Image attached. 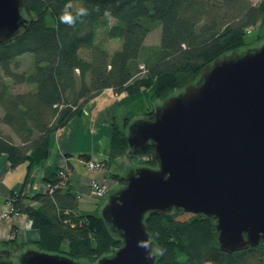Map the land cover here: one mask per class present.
<instances>
[{"label": "trees", "instance_id": "trees-1", "mask_svg": "<svg viewBox=\"0 0 264 264\" xmlns=\"http://www.w3.org/2000/svg\"><path fill=\"white\" fill-rule=\"evenodd\" d=\"M23 1L27 28L0 43V107L4 110L0 124L9 126L19 141L0 130V156L6 154L12 168L24 164L27 171L48 158L53 134L104 89L135 95L152 87L150 99L163 100L194 81L215 58L263 39L256 33L252 42H246V35L264 24V0H79L89 15L72 27L60 23L59 15L65 4L76 0ZM157 26L161 28L159 44L148 47L146 37ZM102 27L108 39L122 42L112 53L97 42ZM81 50L88 52V58L80 55ZM24 54L32 56L33 69L18 72L16 61ZM141 64L145 66L142 73ZM8 82L34 89L14 93ZM153 111L154 107L145 118L152 119ZM128 121H123V128L111 122L108 156L100 161L103 167L129 149L147 156L148 166L156 167L150 144L129 148ZM110 176L121 185L126 183L118 173ZM59 181L56 172L47 179L51 184ZM65 184L64 194L57 188L29 199L21 191L12 192L9 198L15 211L27 214L39 231L38 249L94 263L122 241L100 214L80 212L76 194L68 181ZM36 201L43 203L34 206ZM144 222L155 236L156 247L165 249L155 264H264L263 239L256 247L220 251L213 217L149 213ZM0 264L12 261L0 259Z\"/></svg>", "mask_w": 264, "mask_h": 264}, {"label": "water", "instance_id": "water-1", "mask_svg": "<svg viewBox=\"0 0 264 264\" xmlns=\"http://www.w3.org/2000/svg\"><path fill=\"white\" fill-rule=\"evenodd\" d=\"M23 0H0V43L27 28ZM133 150L150 144L156 167H130L100 216L122 241L94 264H155L137 241L150 234L147 214L188 212L216 220L219 250L264 240V42L222 54L198 77L156 105L153 118L126 128ZM155 244V241H154ZM19 264H78L29 248Z\"/></svg>", "mask_w": 264, "mask_h": 264}, {"label": "crops", "instance_id": "crops-1", "mask_svg": "<svg viewBox=\"0 0 264 264\" xmlns=\"http://www.w3.org/2000/svg\"><path fill=\"white\" fill-rule=\"evenodd\" d=\"M251 2L256 3L254 0ZM151 90L152 87L142 88L139 93L129 95L126 92L115 93L111 88L104 89L83 106L79 115L53 134L48 158L32 166L29 171L24 164L12 168L7 155H1L0 209L5 207V202L12 192L21 191L25 199H29L35 193L45 194L48 191L47 179L50 175L59 169L67 168L66 181L71 191L76 194L78 210L82 212L87 207H91L88 213H94V206L99 207L100 204L102 206L103 199L94 197L90 181L92 179L107 181L110 189L115 190L122 185L110 176L118 173L111 171L112 162L107 166L104 165L100 170L91 171L90 174L80 172L79 164L85 166L87 160L102 161L107 158L111 122H116L117 118L122 121L128 119V123L134 119L145 118V113L153 106L149 97ZM83 154L87 157H82ZM124 157L122 155L114 161ZM66 187V184L58 187L60 193L64 194ZM42 203L43 201H36L33 205L39 206ZM11 239L14 242L8 243ZM38 239L39 231L32 227L27 214L18 213L9 218L0 217V256L7 255L10 247L14 248L17 255L29 248L38 249L36 244Z\"/></svg>", "mask_w": 264, "mask_h": 264}, {"label": "rangeland", "instance_id": "rangeland-1", "mask_svg": "<svg viewBox=\"0 0 264 264\" xmlns=\"http://www.w3.org/2000/svg\"><path fill=\"white\" fill-rule=\"evenodd\" d=\"M254 1H256V3L259 2V0H254ZM71 4L73 7H72V9H70V11H73V12L75 11V9L77 7L83 6V3L79 0L73 1ZM24 16L27 18V15L25 13H24ZM109 22H111V20H109ZM103 28L104 27L99 28L100 32L97 35V42L99 43V45L102 48L106 49L109 53H112L114 50L118 49L121 46L122 42L119 39H108L106 37V35L103 34L104 33L103 31L105 29V28L104 29ZM256 33L262 34L263 39L261 41H259L257 44L256 43H253L251 45L249 44L248 46H244V47L239 48V50H244V49L251 48L254 46H259L264 42V24L261 27H256L255 29H253L252 32H250V34L246 35V42H249V41L252 42V39L256 35ZM160 35H161V28H160V26H157L155 29H153L148 34V36L146 37V40H145V44L148 47L152 46V45H158L159 41H160ZM80 55L83 56L84 58H88V52L87 51L81 50ZM16 62H17L16 71H18V72L31 71L33 69V59H32V56L29 54H24V55L19 56L17 58ZM8 83H9L10 89L14 93L26 92L28 90L34 89L32 85H28V84H12L11 82H8ZM181 89L174 91L171 95L177 93ZM163 100L151 99V102H152L151 105H153L152 108L155 107L156 105L162 103ZM3 114H4V110L0 107V117H2ZM116 122L118 123L119 126L123 125L122 119L117 118ZM126 128H127V126L125 127V131H126ZM0 130L3 134L10 136L15 142L19 141L17 136L14 134L13 130L9 126H7L5 124H0ZM124 156L125 157L122 158L121 160H117V161L112 162V164L110 165L111 171L118 172V174H121L122 176H124L130 167L148 166V164H147L148 157L147 156H140L138 154H134L133 152H131L130 149L127 151V153H125ZM79 171L85 172L86 174L91 173V171L88 170L87 166L86 165L84 166L82 164H79ZM109 190L110 191H108L106 196L103 198L102 204H104L106 202L107 196L110 193H112L115 189H113V188L110 189V186H109ZM90 208L91 207H87V209H85L82 212H85V213L90 212L89 211V210H91ZM100 210H101V206L100 207L94 206V213L100 214ZM190 214L191 213H188V212H180L179 218H187V217H189ZM4 253L7 254V252H4ZM18 256L19 255H17L16 252H14V248L10 247L8 250V254L7 255H1L0 259L1 260L9 259L12 261V264H19ZM78 262H79V264H94L96 261L93 263V262H89L88 260H85V259H80V260H78Z\"/></svg>", "mask_w": 264, "mask_h": 264}, {"label": "built area", "instance_id": "built-area-1", "mask_svg": "<svg viewBox=\"0 0 264 264\" xmlns=\"http://www.w3.org/2000/svg\"><path fill=\"white\" fill-rule=\"evenodd\" d=\"M248 30H250V28ZM139 68L141 73L145 71V66L143 64H141ZM85 165L90 171H97L103 168V164L100 161L88 160L85 162ZM56 173L58 177H60V181L58 184H51L48 182L47 188L50 194L53 193L54 189L65 185V181L68 175V169L62 168L59 169ZM90 188L95 198L103 199L109 191V184L104 180L92 179L90 181ZM14 214H18V212L15 211L11 199L8 197L5 202V207L0 209V217L9 218Z\"/></svg>", "mask_w": 264, "mask_h": 264}, {"label": "clouds", "instance_id": "clouds-1", "mask_svg": "<svg viewBox=\"0 0 264 264\" xmlns=\"http://www.w3.org/2000/svg\"><path fill=\"white\" fill-rule=\"evenodd\" d=\"M72 7L73 6L71 3L65 4L64 8L62 9L59 15V22L63 24H67L70 27L75 26L78 20L82 22V19L87 15H89L88 9L83 6L77 7L75 9V12L70 11ZM109 14L110 13L105 11V15H109ZM146 235H147V239H141L137 241V246L139 248L146 250V258L153 259L157 255L161 257L164 256L165 249L156 247L154 244L155 236L153 234H148V233H146Z\"/></svg>", "mask_w": 264, "mask_h": 264}]
</instances>
